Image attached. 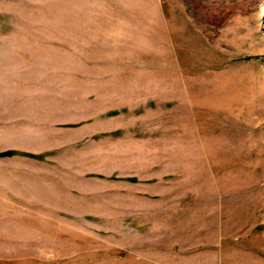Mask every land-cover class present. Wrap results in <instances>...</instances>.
<instances>
[{"label":"rangeland","instance_id":"374dc122","mask_svg":"<svg viewBox=\"0 0 264 264\" xmlns=\"http://www.w3.org/2000/svg\"><path fill=\"white\" fill-rule=\"evenodd\" d=\"M0 264H264V0H0Z\"/></svg>","mask_w":264,"mask_h":264}]
</instances>
